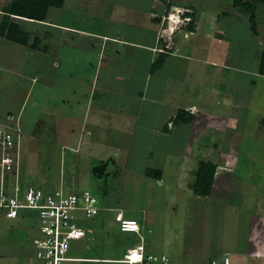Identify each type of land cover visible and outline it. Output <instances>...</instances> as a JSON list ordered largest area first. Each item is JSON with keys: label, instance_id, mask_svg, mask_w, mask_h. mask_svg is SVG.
Wrapping results in <instances>:
<instances>
[{"label": "rangeland", "instance_id": "374dc122", "mask_svg": "<svg viewBox=\"0 0 264 264\" xmlns=\"http://www.w3.org/2000/svg\"><path fill=\"white\" fill-rule=\"evenodd\" d=\"M17 1L0 0V8L5 6L12 9ZM120 1L131 0H117V3ZM143 1L147 0H142V3ZM166 1L169 3L165 8ZM155 3L157 12L162 16L156 29L157 39L160 41V45L156 47L160 50L158 53L172 49L174 51L176 45L178 48V45L182 44L179 33L182 35V32L189 28L186 27L188 19L183 17V10L177 8L179 11L182 10L180 13L177 11L176 16L180 21L175 25L176 29L168 33L167 27L171 18L168 15L172 11V4L189 6L197 14L191 23L194 29L180 47L183 48L182 53L176 52L185 56H172L174 63L171 65L176 67L172 72L175 75L170 74L168 67V76L160 74L158 68L154 71L149 70V74L152 73L154 76L150 77L148 85L150 87L156 85L157 88L152 90L158 91L159 96L164 90L162 88L164 82L173 84V81L184 80L187 87L193 86L194 91L198 93L203 91L204 94H209L212 102L219 103L218 106L214 105L213 109L209 108L212 109V120H206L204 127L195 125L191 129L189 139H185L183 130L178 128L173 140L166 135V143H155L159 146L157 150L183 152L186 147L187 152L191 151L188 157L190 169H185V172L193 171V174L189 175L191 179L195 177L194 173L200 160H211L214 163L215 176L207 196L196 195L190 187L185 188L183 184L171 188V179L183 180L180 172L174 173V168H172L174 172H171V169L166 172L160 168H152L162 172L159 179L156 177L149 179L145 175L146 168L142 161L132 158L126 161L118 159L115 163L107 161L109 163L107 173L100 177L96 176L92 167L101 165L98 164L99 161L106 154L110 155L113 150L92 157L95 153L94 145L88 143L91 139L84 136V128L79 127L80 121L76 120L75 123L69 121L71 113L78 112L77 107H53L56 100L52 99L51 83L46 80L44 82L49 86L43 87L44 89L39 87L41 84L36 82L37 78H34V84L31 86L30 80L24 77L22 67H25L23 65L25 62L22 61L20 64L19 43L8 41L3 35H0V126L4 129L13 130L16 127L20 129L21 166L16 180L19 189L30 184L44 191L58 188L65 192L88 190L97 198L98 212L90 218L80 220V223L84 230L91 228L96 230V232L92 230L91 235L94 238L98 237L97 233L103 227L115 226L114 215L121 211L124 217L133 218L146 226L145 232L150 241L147 243L149 251L156 254L164 253L177 262H200L223 255L222 249L232 251L237 243L244 245L249 225L248 218L241 208L244 204L237 206L234 204V207L230 208V203L243 201L242 192L246 198L244 188L249 180L243 181L244 173L240 170L243 163L250 161L247 156H255L258 162L256 173L252 174L253 178H258L256 183L258 185L254 183L255 186H260L264 174L263 161L261 162V158L264 157V122L260 121V109L264 107V83L256 82L257 74L262 75L256 71L260 65V55L264 51V5L255 4L252 20L250 11L243 10L232 3V0H156ZM6 20L0 9V25L7 22ZM21 21H12L19 30H23ZM135 32L139 34L138 31ZM27 33L31 35L32 40L34 31ZM42 33L43 29L38 35L40 39ZM38 46L40 47V43ZM250 68L253 71H248ZM261 68L264 69V66ZM245 74L253 76L254 82L250 87L248 79L244 78ZM233 76L235 79L230 80ZM35 83L39 86H35ZM248 87L251 88L249 91ZM35 102L37 105H34ZM60 102L56 104L61 106ZM248 104L250 107H246ZM55 108L63 110L60 117ZM232 115L237 126L231 132L226 124ZM163 118L161 125L164 123L163 125L171 126V122L164 121L167 118ZM230 124L233 125V122ZM14 135L16 137L15 132ZM81 137L86 138V143L79 139ZM223 152L229 156H222ZM196 153L201 154L198 160L193 158ZM155 159V165H158L162 161V156L156 155ZM224 161L227 166L219 168L217 165L221 166ZM228 166H231L230 170L226 169ZM235 176L238 179H234ZM4 178L5 183H10L14 177L12 174ZM230 185L233 186L232 189ZM12 187L10 189H13ZM247 196L249 198L251 195ZM147 229H150V234L147 233ZM36 234L37 217L34 211L20 210L17 217L9 219L3 216L0 210V264H33V249L29 237ZM141 234L143 235L142 231ZM111 236L113 239V243H109L113 252L111 256L117 258H122L118 253L126 251L139 241L136 240L135 234L118 232L115 227ZM96 243L89 245L88 249L93 250ZM196 252L203 254H194ZM69 254L75 256L80 253L70 250ZM231 254L229 252V255ZM199 256L203 259H198ZM231 256L233 264L247 263L243 262V255L238 256L242 257L239 261H236L235 256ZM250 256L252 255H247L246 259L257 258ZM256 264H264V255L258 256Z\"/></svg>", "mask_w": 264, "mask_h": 264}, {"label": "crops", "instance_id": "0c3cea01", "mask_svg": "<svg viewBox=\"0 0 264 264\" xmlns=\"http://www.w3.org/2000/svg\"><path fill=\"white\" fill-rule=\"evenodd\" d=\"M155 2L156 0H147L144 3L142 0L138 2L136 0L120 1L118 3L117 0H63L62 7L49 8L44 21H34L17 16L15 18L22 20L21 27L24 31H34L33 37H38L39 32L43 29L42 38L38 37L40 47L30 48L29 44H19L20 64L22 61L25 62L23 63L25 67H22L24 68L23 72H25L24 77L30 80L31 86L34 84V78H37L36 82L41 84L39 86L35 83V86L38 85L42 87L41 89L49 86V84H45L44 80L51 83L52 99L56 100L58 104L62 100L61 106L54 103L53 107H77L78 112L71 113L70 116L73 118L69 116V121H73V123L76 120L80 121L79 127L84 128V136L91 139L88 143L94 145L95 153L92 157L101 155L104 151L113 150L110 155L106 154L98 163H105L103 174H106L108 170L109 163L107 161L115 163L118 159L126 161L132 158L142 161L146 169L148 167L160 168L167 172L168 169L174 168L175 172L173 170L171 172H180L183 180L175 178L176 180L172 181L173 179H171L170 187L176 188L179 187L177 184H183L185 188H191L189 184H192L194 178L191 179L189 175L190 173L193 174V171L185 172V169H190L188 165L190 158L188 157L191 151L187 152L186 147H184L183 152L157 150L159 146H156L155 143H166L167 136L173 140L178 128L183 130L185 139H189L191 129L195 125L204 127L206 120H212L211 110L215 107L214 105L218 106L219 103L212 102V98L208 97L209 94H204L203 91L198 93L194 91L193 86L187 87V82L184 80L173 81V84L164 82L166 88L164 85L162 86L164 90L160 92L159 96L158 91L152 90L157 86L150 87L148 85L150 77L154 76L152 73L149 74V70L154 71L158 68V72L163 76H168L169 71L170 74H174L172 70H176V67L171 65L174 63L172 56H185L176 54V52L182 53L183 48L180 47L187 40L186 37L191 34L186 28L182 35L179 33L181 37L178 36V38H182V44H179L178 48L176 45L174 51L172 49L158 53L160 50L156 47L160 45V41L157 39L158 32L156 29L160 24V18L162 20V16L157 12V3ZM167 3L169 1H166L165 8ZM171 7L173 8L170 16L172 14L177 15V8L192 13V8L186 5L173 3ZM169 27H167V31L171 33ZM135 31H138L139 34H136ZM32 41L30 40V43ZM45 42L51 44L48 45ZM186 54L190 55L188 52ZM19 57L17 56V58ZM250 70L252 68L248 71ZM160 74L158 75L160 76ZM245 76L244 78L248 79V86L250 87L254 82L253 76L247 74ZM247 76L249 77L247 78ZM257 76L256 82L264 83V75L257 74ZM234 79L235 76L230 80ZM249 87L248 91L251 89ZM211 91L214 90L211 89ZM227 94L229 95V90ZM34 105H37V102ZM211 107L212 109H209ZM246 107H250V104ZM180 109L191 114L190 122L183 121L182 124L173 122L175 114ZM55 110L58 111V117H60L63 110L57 108ZM260 115V121L263 123L264 107H261ZM163 117L167 118L164 121L171 122V126L163 125L164 123L161 125ZM232 118H229L226 124L231 132L237 126L236 123L234 124L235 117L233 121ZM232 122L233 125L230 124ZM85 137L79 139L86 143ZM75 141L76 139H74ZM107 155L108 159L106 158ZM156 155L162 156V161L158 165H155ZM200 155V153H196L193 158L198 160ZM221 155L229 156L228 153L224 152ZM238 158L239 156L236 158V163ZM246 158H250V161H246V164L243 163V168L240 170L241 173H244L243 181L249 180L244 188L246 198L242 192L243 201L240 200L238 203L231 201L230 208L234 207V204L236 206L244 204V206L241 205V208L248 218V232L243 241L244 245L237 243L232 251L226 249H222V251L223 254L231 252L236 261L241 260L242 257L238 256L243 255L244 263L254 261L253 264H256L258 256L264 255V174H262V178L259 174L261 183L260 186H255L258 183V178H253L252 174L253 172L256 173L258 162L255 156H247ZM217 160L219 161V158ZM261 162L264 166V157L261 158ZM225 163L224 161L221 164L222 167L220 164L217 166L223 169L227 166ZM231 166L226 169L230 170ZM236 178L237 176L234 179ZM247 195L251 196L248 198ZM1 213L4 216L2 210ZM113 221L115 226L103 227L97 233V238L91 235L92 230L96 232L95 229L86 230L85 237L72 243L71 251L80 254L71 256L75 260L66 263H121L117 261L121 258L111 256L113 252L110 250L109 243H113L111 236L113 227L118 232L124 233V231L119 229L114 218ZM139 225L148 250L147 243L150 241L145 232L146 226L143 223H139ZM125 233H133L136 240H139L136 233ZM147 233L150 234V229H147ZM94 242L97 243L90 251L88 247ZM124 252L125 250L118 254L123 256ZM194 254L202 255L203 253L196 252ZM249 254L252 255L250 257L257 258L246 259ZM199 257L198 259H203L201 256Z\"/></svg>", "mask_w": 264, "mask_h": 264}, {"label": "built area", "instance_id": "2783aa9c", "mask_svg": "<svg viewBox=\"0 0 264 264\" xmlns=\"http://www.w3.org/2000/svg\"><path fill=\"white\" fill-rule=\"evenodd\" d=\"M19 156V128L12 130L0 127V184L2 185L0 210L9 219L17 217L20 210L29 209L36 213L37 234L30 238L33 264H66L68 261L75 260L70 256L69 251L74 241L86 235L80 220L90 218L98 212L96 196L88 190L65 192L58 188L53 191H44L30 184L19 189L16 183ZM12 174L14 178L10 183H5L4 176ZM11 186L13 189H10ZM114 219L121 231L134 232L139 236V241L133 247L126 249L122 258L117 260L121 263L233 264L232 256L228 252L200 262H177L164 253L156 254L147 250L137 220L124 217L120 211L115 214Z\"/></svg>", "mask_w": 264, "mask_h": 264}, {"label": "trees", "instance_id": "16d2710c", "mask_svg": "<svg viewBox=\"0 0 264 264\" xmlns=\"http://www.w3.org/2000/svg\"><path fill=\"white\" fill-rule=\"evenodd\" d=\"M232 3L242 7L243 10L250 11V17L253 20L255 4H260V6H263L264 0H232ZM62 5L63 0H18L12 9L3 6L1 10L4 13L7 22H4L0 25V35L5 36V39L8 41L28 45L31 35L21 29H18L17 25L12 21L21 20H16L15 17L19 16L34 21H44L49 8H59L62 7ZM196 16V11L193 10L190 14L191 20L186 25L189 27V31L194 29V26H192L191 23L196 18ZM4 25L5 27H3ZM32 40V43H30L28 46L30 48H36L40 42V39L38 37H33ZM259 63L260 65L257 72L264 75V69L261 68V66H264V51L260 55ZM190 120L191 114L183 109L178 110L173 118V122L176 124H182L183 121L188 123ZM215 169L216 167L214 163L210 161L201 160L198 162L197 169L194 173L195 177L191 184V189L194 194L199 196H207L209 194L215 176ZM160 172L161 170L147 168L145 170V175L151 178L156 177L159 179Z\"/></svg>", "mask_w": 264, "mask_h": 264}, {"label": "clouds", "instance_id": "9594fccd", "mask_svg": "<svg viewBox=\"0 0 264 264\" xmlns=\"http://www.w3.org/2000/svg\"><path fill=\"white\" fill-rule=\"evenodd\" d=\"M186 12V13H185ZM186 14V15H185ZM190 14H191V12H188L187 10H184V11H182V15H183V17H185V19H188L187 21H186V25L190 22V20H191V18H190ZM169 15H170V13H169ZM168 15V16H169ZM167 16V17H168ZM189 31V30H188ZM20 130V129H19ZM20 151H21V137L19 136V155L21 156V154H20ZM21 166V161H20V163H19V167ZM119 212V211H118ZM121 212V211H120ZM117 213V212H116ZM115 213V214H116ZM122 213V212H121ZM115 216V215H114Z\"/></svg>", "mask_w": 264, "mask_h": 264}, {"label": "water", "instance_id": "95a60500", "mask_svg": "<svg viewBox=\"0 0 264 264\" xmlns=\"http://www.w3.org/2000/svg\"><path fill=\"white\" fill-rule=\"evenodd\" d=\"M104 168L105 163L101 165H95L94 167H92V171L96 176L100 177L103 174Z\"/></svg>", "mask_w": 264, "mask_h": 264}, {"label": "bare ground", "instance_id": "6f19581e", "mask_svg": "<svg viewBox=\"0 0 264 264\" xmlns=\"http://www.w3.org/2000/svg\"><path fill=\"white\" fill-rule=\"evenodd\" d=\"M176 9V8H175ZM179 13L181 12V11H179V10H177ZM170 16V15H169ZM175 16H177V15H173L172 14V16H170L171 18H170V29H171V31L173 32L175 29H176V24L180 21V19H176V17Z\"/></svg>", "mask_w": 264, "mask_h": 264}, {"label": "snow or ice", "instance_id": "6c2138e0", "mask_svg": "<svg viewBox=\"0 0 264 264\" xmlns=\"http://www.w3.org/2000/svg\"><path fill=\"white\" fill-rule=\"evenodd\" d=\"M135 258V257H134Z\"/></svg>", "mask_w": 264, "mask_h": 264}]
</instances>
